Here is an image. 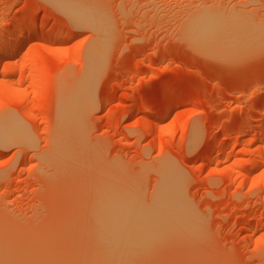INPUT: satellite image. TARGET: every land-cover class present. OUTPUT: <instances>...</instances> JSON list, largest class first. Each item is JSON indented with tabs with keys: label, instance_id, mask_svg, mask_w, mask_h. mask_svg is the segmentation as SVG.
Returning <instances> with one entry per match:
<instances>
[{
	"label": "rangeland",
	"instance_id": "1",
	"mask_svg": "<svg viewBox=\"0 0 264 264\" xmlns=\"http://www.w3.org/2000/svg\"><path fill=\"white\" fill-rule=\"evenodd\" d=\"M65 1L0 0V46H21L0 53V131L12 119L22 125L19 138L0 136L2 252L12 264H89L98 190L136 184L131 198L148 209L166 172L176 171L199 226L148 244L147 256L130 262L264 264V160L250 166L264 150V44L229 60L182 33L194 12L252 15L261 25L264 0L67 1L98 10L103 33L77 24ZM92 51L100 57L93 103L82 124L68 125L63 111L84 92Z\"/></svg>",
	"mask_w": 264,
	"mask_h": 264
},
{
	"label": "bare ground",
	"instance_id": "2",
	"mask_svg": "<svg viewBox=\"0 0 264 264\" xmlns=\"http://www.w3.org/2000/svg\"><path fill=\"white\" fill-rule=\"evenodd\" d=\"M67 1L68 0H66L65 2H60V5L62 6L63 10L77 24L91 25L97 31L102 32V33L105 32L104 28L106 27V25L102 21L100 16H98V10L96 11L93 8H91L90 6L85 5L84 3L77 5L78 3H80V1L79 2L76 1L75 3L78 2L77 4H73L70 2L68 3ZM72 1L74 2L75 0H72ZM216 13L217 12H215V13L214 12H211V13H209V12L208 13H206V12H204V13L203 12H198V13L194 12L193 14L189 15V17L186 20L184 19V22L185 21L186 22L185 23L183 22V24H184L183 30L184 31L182 33L185 32V34H184L185 38L187 39V41L190 44H192V46L194 48L197 47L198 48L197 50L202 51V52H204L205 50H209V52H204V53H206V54L209 53V55L212 54V56L214 54H216L215 56L219 55L222 58H226L228 56V59H229L232 54L237 56L236 53H238V55L242 54V53L244 54V52L248 53V52H251L253 50L252 46L255 47V45H258V47H259L261 45V42L264 44V24H263L264 21L263 20H262L263 21L262 24L259 25L260 21L259 22L257 21L258 24H255L257 22H255L253 20V18L251 19V16H252L251 14H249L251 16L246 14L247 17L249 16V18H246L245 15H243L244 17H242V16H239V14L231 15L229 13L228 14L225 13V14H227V15H225V14H223V12H221L222 14L219 15L218 13L217 14ZM223 15H225V16H223ZM251 21H254L255 23L253 24ZM18 29H20V28H18ZM106 30H108V29H106ZM14 33H16V32H14ZM33 33H35V30L34 31L30 30L27 33V35H31ZM27 35H24V36H27ZM104 38L105 37L102 38L103 41L106 39V38L105 39ZM23 39H24V37H23ZM100 40L101 39H99V41H98L99 44L103 45L105 42L104 43H103V41L100 42ZM6 42H7V40H6ZM9 42H11V41L9 40ZM12 43L13 42H11V44L8 42L7 43L4 42V44H3V42H2V44H1L2 47L0 46L1 47L0 53L2 55L3 54L5 55L6 53H8V51L12 52V51H15L21 47L20 43H17V41H15V43H13V44ZM100 45H99V47H100ZM94 49H96V52H97L96 54H98L100 56L101 54L98 53L97 48H94ZM254 50H256V47ZM211 51L214 52V54L211 53ZM88 53H87V55H88ZM226 53H228V54L231 53V54L229 56ZM247 53H245V54H247ZM96 54L94 51H92V53H90V56L89 55L87 56V60H86L87 66H85V68L86 67L87 68H86V71L84 73L85 76L83 78L84 80H83V84H82L83 85L82 90L84 92L82 91L83 92L82 94H78L77 98L75 97L76 96L75 95L74 96L75 98L72 97L73 99H71V100L69 99L68 106H66L65 108L63 107L65 109L63 111L64 117H65V113L66 112L68 113L65 117L68 125H70L71 123H73L75 121L77 124H74V125H76V126H78V124H82V119L84 118L83 115H84L85 111L87 110L88 106H92L90 104L93 103V101H92L93 100V89H94V84H95V78H96V75L98 73L97 71L99 69V68L97 69L96 64L98 63V58L100 59V57L96 56ZM222 55H225V57H223ZM242 55H240V57ZM18 89L19 88H17V90ZM11 90H14V88H11ZM15 95H17V94H15ZM74 101H76L75 102L76 105L74 104L75 105L74 108L77 106V109L75 108L76 110L73 111ZM67 108H68V110H67ZM146 119L147 118H145V120ZM1 120H3V119H1ZM18 120L19 119L14 121V119H12L13 123H15L14 125L17 124V126H13V123H12V126L10 125L12 127V129L9 128L10 133L7 132V130H5L4 127L2 128L4 130L0 131L1 139L7 138V136L8 137L11 136V138H12V137L18 135L19 132L17 129H18V127H20L19 126L20 122L17 123ZM260 121H261V119H260ZM0 122L2 124V121H0ZM6 123H8V122H6ZM9 123H11V121ZM79 126H82V125H79ZM21 127H22V125H21ZM14 129H16V131ZM24 129H25V127H24ZM78 129H77V131H78ZM194 130H196V129H194ZM19 131L21 133L24 130L19 129ZM80 131H83V130H80ZM195 132L197 133V130ZM195 132L192 133L193 134V136H191L192 141L195 140V137H196ZM261 132L262 133L260 135L264 136V132L263 131H261ZM23 134L21 133V137ZM26 135H28V133ZM17 137L19 138V136H17ZM263 153H264V150H263ZM263 153H262L261 149L259 150L258 153H256V152L252 153V160H251V164H250L251 167L254 168V167L260 165V162L264 160V154ZM53 154H55V153H53ZM57 156H60V155L58 154ZM53 159H56V158H53ZM58 159H60V158L58 157ZM52 161H54V160H52ZM175 172L176 171H173V172L167 171L166 172L165 179L161 185V187H163V188L160 187V190L155 194V196L153 198L154 201L152 200L153 203H151V200H150L151 205H150V208L148 207V209L147 208H141V204H139L140 202L138 204H134V202L137 200L138 196H137V198L135 196V198H136L135 201H133V199H135V198H131V196L134 197V195H139V192H138L139 190L137 192H135L137 190L136 184L134 185V187H130L132 189L129 188V190H127L128 186L126 187L124 185L125 183H123V185L120 184L122 186V188L121 187H115V185H117V184H114V186H113L112 183L118 181V179H117V178H119L118 176H114V178L117 179V181L114 180V182L113 181L111 182L110 180H108L109 181L108 183L112 184L111 186L107 184V185H105L106 187L100 188L98 190V194H97L96 198L95 197L92 198V199H94V200H92V205L90 203V205L92 206V210H90V212H91L92 216L94 217V219L96 220V224L94 226L95 227V234H94V242L95 243L92 242L93 243L92 247H94V246H96V247H94V249L92 250V252H95L94 254H92L91 251H89V253H88L89 255L87 254L88 256H91V257H89L90 262L86 261L87 263H89V264H105L107 262L108 264H129L132 262V259L134 258L135 255H137L138 252H141L143 250H148V249H144V248H146V246L148 244H150V246H153L152 244H156L158 242L165 240L164 238L166 236H167V238H168V236L172 237L175 234H170V233H172V232L174 233L177 230H180V232L185 231V232H182L183 235H184V233L190 234L189 232H192L194 227L196 228L195 223L197 224V226H199L197 223L198 222L197 218L195 217V215H192L193 212H191L187 203L182 198V193H181V189L179 186L181 181L179 179L178 173H175ZM86 173H84V174H86ZM123 177H126V176L123 175ZM114 178H112V179H114ZM241 178H243V177H241ZM127 179H124V181H126ZM91 180H93V176H92ZM91 180H89V181H91ZM120 180H122V182H123V178L119 179V181ZM96 181H97V179H96ZM104 181H107V180L105 179ZM81 182H85V181L82 180ZM92 182H95V181H92ZM96 183L97 182H95V184ZM119 183H121V182H119ZM124 186H125V188L123 189ZM133 188L135 189V191H133ZM87 190H89V187L87 188ZM124 190L128 191L129 194H130L129 191L132 190L134 195L130 194V196H129L130 199H129L127 196L129 194H127V192L125 194ZM90 191L93 192L92 190H90ZM90 191H89V193H90ZM85 193H86V191H85ZM85 193H84V196H85ZM90 195H92V193H90ZM88 200H89V198H88ZM93 201H95V202H93ZM137 201H139V198ZM137 201L135 203H137ZM87 206L89 207V205H87ZM146 206H148V205H146ZM193 216H194V219L192 218ZM195 219L197 220V222H195ZM177 233H179V232H177ZM175 237H178V236H174V238ZM179 238H181V237H179ZM181 239H184V237ZM95 248L97 250H95ZM2 249H3V247L0 250V264H12V261H15V260H13L14 255H12L11 253L5 252V250H3V252H2ZM90 252H91V254H90ZM105 252H108L109 255H106ZM143 253H144L143 255L146 254L144 251H143ZM141 254H142V252H141ZM87 255H86V257H88ZM145 256H147V255H145ZM137 257H138V255H137ZM139 258H141V257H139ZM15 259L18 260V258H16V257H15ZM84 259H85V257H84ZM144 259H146V258H144ZM136 260L137 259L135 257V262H133L131 264L137 263L141 259L140 260L138 259L137 262H136ZM20 261H21V259H20ZM25 261L26 260L21 261V262L24 263ZM17 262L18 261H16V263ZM140 262H143V261L141 260ZM84 264H86V263H84ZM139 264H141V263H139Z\"/></svg>",
	"mask_w": 264,
	"mask_h": 264
}]
</instances>
